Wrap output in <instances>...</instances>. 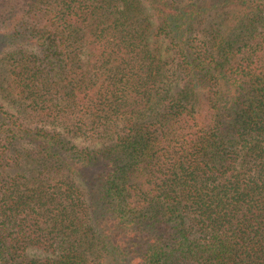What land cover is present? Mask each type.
I'll use <instances>...</instances> for the list:
<instances>
[{"label": "trees", "instance_id": "1", "mask_svg": "<svg viewBox=\"0 0 264 264\" xmlns=\"http://www.w3.org/2000/svg\"><path fill=\"white\" fill-rule=\"evenodd\" d=\"M0 264H264V0H0Z\"/></svg>", "mask_w": 264, "mask_h": 264}]
</instances>
